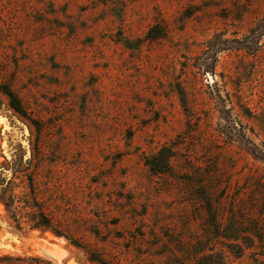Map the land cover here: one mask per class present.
<instances>
[{
	"label": "rangeland",
	"instance_id": "1",
	"mask_svg": "<svg viewBox=\"0 0 264 264\" xmlns=\"http://www.w3.org/2000/svg\"><path fill=\"white\" fill-rule=\"evenodd\" d=\"M0 85V264H264V0H0Z\"/></svg>",
	"mask_w": 264,
	"mask_h": 264
},
{
	"label": "trees",
	"instance_id": "2",
	"mask_svg": "<svg viewBox=\"0 0 264 264\" xmlns=\"http://www.w3.org/2000/svg\"><path fill=\"white\" fill-rule=\"evenodd\" d=\"M0 91L4 92L9 97L11 106L17 113L28 118L27 113L23 109L21 100L9 86L0 85ZM163 155L164 151L160 153L159 157L155 158V162L153 163L154 172H161L162 169L160 168L161 164H163ZM15 176V173H11L10 171L0 173V201L5 204L14 218L17 220L18 218L24 219L31 223L33 227L51 231L60 237L65 236L64 222L56 221L53 216L47 213L44 206L37 197V190L34 186L33 179L30 181L29 191H26L23 195H17L14 193V191H12V185ZM74 244L78 247L81 246L76 242ZM7 258L12 259L9 257ZM14 260L21 262L26 261V259L22 258H16ZM35 262L43 263V261L40 260Z\"/></svg>",
	"mask_w": 264,
	"mask_h": 264
}]
</instances>
